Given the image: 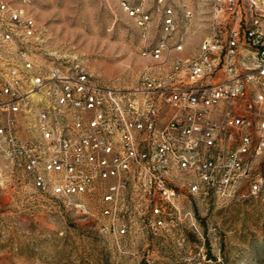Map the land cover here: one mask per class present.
Here are the masks:
<instances>
[{
    "label": "built area",
    "instance_id": "2783aa9c",
    "mask_svg": "<svg viewBox=\"0 0 264 264\" xmlns=\"http://www.w3.org/2000/svg\"><path fill=\"white\" fill-rule=\"evenodd\" d=\"M178 1L156 3L152 42L154 11L121 0L151 62L123 88L79 64L41 63L31 0H0V155L42 194L96 200L116 239L168 227L182 194L226 199L244 180L260 189L264 0H215L213 31L189 56L196 16Z\"/></svg>",
    "mask_w": 264,
    "mask_h": 264
},
{
    "label": "rangeland",
    "instance_id": "374dc122",
    "mask_svg": "<svg viewBox=\"0 0 264 264\" xmlns=\"http://www.w3.org/2000/svg\"><path fill=\"white\" fill-rule=\"evenodd\" d=\"M130 1L154 11L149 38L158 41V0ZM188 2L196 23L182 56L193 55L215 23V0ZM30 10L41 63L79 64L98 81L123 88L151 64L141 54L142 29L121 0H31ZM255 174L261 177L256 194L245 180L226 199L182 194L168 227L116 239L96 200L42 194L0 155V264H264V155Z\"/></svg>",
    "mask_w": 264,
    "mask_h": 264
}]
</instances>
